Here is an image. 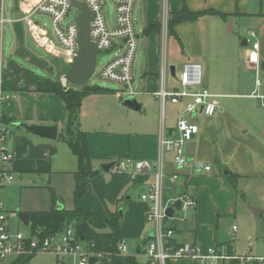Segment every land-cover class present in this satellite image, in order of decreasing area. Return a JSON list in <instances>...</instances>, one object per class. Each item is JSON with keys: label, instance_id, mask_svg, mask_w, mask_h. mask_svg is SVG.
I'll use <instances>...</instances> for the list:
<instances>
[{"label": "crops", "instance_id": "0c3cea01", "mask_svg": "<svg viewBox=\"0 0 264 264\" xmlns=\"http://www.w3.org/2000/svg\"><path fill=\"white\" fill-rule=\"evenodd\" d=\"M35 2L36 0H0V17L4 16L8 20L0 26V86L7 97L1 114L9 134L7 145L15 153L12 169L14 175L18 174L20 179L26 174L35 173L41 176L51 172L56 161L62 164L58 157L57 144L48 142L50 140L47 138H30V132L18 123L57 124L59 129L63 126L64 100L54 93L44 92V89L47 78L60 79L63 85H67L64 75L71 66L63 54L53 53L41 45L23 19ZM136 3L134 17L139 48L136 55L138 64L135 68V81L138 86L134 83V89L140 94L137 100L141 103L142 110L135 111L125 107L122 104L125 99L123 92L117 91L116 97L120 99L121 105L133 113L127 114L129 112L120 110L129 119L115 124L109 122L105 126L106 131L98 126L93 131L81 129L87 133L93 169L99 172L89 181L88 190L95 188L100 198L105 195L111 204L101 217L85 209V197L81 200V206L99 223L105 222L108 211L118 212L126 245V252L122 255L125 262L128 264L131 257L141 264L148 262L144 252L153 235V226L149 225L146 217L151 203L142 201L141 194L150 187L152 178L127 183L126 177H120V184L110 191L104 187L99 190L97 182L110 172L105 171L102 165L121 157L148 160L153 166H157L161 150L160 140L169 135L170 130L176 126L182 103L173 104L167 101L163 111V106L154 96V92L162 85L163 72L166 87L171 90L178 86V82L169 83L168 76L177 78L179 70L185 64L198 63L203 69V85L218 95L219 108L212 116L202 113L196 116L200 131L186 144L189 164L177 168L173 162V154L164 153L167 176L163 199L168 204L179 194L188 193L197 200L196 210L187 215L176 213L177 217L184 216L183 219L168 220V224L175 231L174 240L177 243L192 242L203 248L217 246L225 252L234 253L222 241L219 225L228 215L237 213L240 180L264 181V12L259 9L264 5V0H186L191 10L214 9L228 14V17L212 14L195 21H182L175 26L180 41L169 33L168 19L171 12L182 8L184 0H137L135 7ZM37 16L39 15H33L32 20L45 24L50 37L48 24L39 22ZM206 21H209L208 25H205ZM150 27L155 29L148 31ZM251 30L256 32L255 37L250 35ZM219 39H223L225 47H219ZM255 42L259 43L258 64L249 60V51ZM39 50L52 58L48 59ZM112 51L114 55L116 51ZM172 65L175 66V75L171 72ZM60 67L65 70L60 72ZM125 94L126 97L129 96L127 92ZM168 104L173 105L175 112V117L169 123L166 120ZM68 149L69 152H66L62 148L65 165L68 167L62 166L58 170L70 176L73 197L74 172L78 168V160L71 149ZM195 161H202L211 166V169L198 170L194 165ZM175 173L179 175V179L172 182L170 176ZM136 186L138 195L134 200ZM2 193L4 200L5 193ZM53 205L54 202L45 210L29 207L25 212L32 215L37 211H49ZM65 205L56 203L57 207L66 208ZM72 208L69 206L68 209ZM5 211L9 216L11 229L15 232L21 231L19 226L12 225L9 212L6 209ZM20 213L19 223L31 224V217L29 223L25 224L20 219ZM97 230L108 232L110 229ZM131 239L135 241V245L129 251L126 240ZM17 257L10 256L0 261V264H13ZM71 263V257L55 256L50 261H43L32 256L25 264ZM97 263L102 264L100 258L94 264ZM170 264L198 263L179 259Z\"/></svg>", "mask_w": 264, "mask_h": 264}, {"label": "built area", "instance_id": "2783aa9c", "mask_svg": "<svg viewBox=\"0 0 264 264\" xmlns=\"http://www.w3.org/2000/svg\"><path fill=\"white\" fill-rule=\"evenodd\" d=\"M85 2L93 18L91 21V38L100 51L116 53L100 69V76L109 81L121 84L129 96L136 95L134 89L133 65L139 48V38L135 27L134 8L136 0H111L114 6L113 17L110 18L105 11L106 0H80ZM75 7L71 0H36L23 19L32 31L36 40L53 53L63 54L67 63L73 64L78 53L79 26L78 17L68 23L65 22L70 9ZM47 15L51 23V36L45 24H38L32 20L33 15ZM8 21L0 17V26ZM250 35L255 37L256 32L251 30ZM249 60L252 63L260 62L259 43H253L249 51ZM178 86L168 90L164 72L163 81L154 96L160 100L163 111L167 101L173 104L182 103L176 126L169 135L160 140V155L157 166L148 160H134L132 158H119L114 162L112 170L115 173L126 174L132 178L150 179V187L142 192L141 199L150 202L147 211V221L153 224V235L145 248L148 262L144 264H170L174 260L190 259L198 264H264V256L249 254L237 255L228 253L210 246L203 248L197 243H177L174 240V229L168 220L177 217V212L184 215L196 210L197 200L188 193H181L167 204L163 199L165 178L164 153L173 154V162L177 168L189 164L190 159L186 153V144L200 131L196 122L199 113L205 116L214 115L219 108L218 95L212 93L203 85V69L198 63L185 64L178 75ZM259 82V81H258ZM1 84V83H0ZM7 97L0 86V261L19 255H34L37 253L53 254L59 258L71 257V264H90L91 256H98L91 252L80 238L73 226H66L52 235L42 238L38 235L25 234L13 231L3 200V188L15 179L12 163L15 153L7 145L8 129L2 121L1 109ZM198 170L209 171L211 166L202 161H195ZM179 179L177 173L170 176L175 182ZM178 199L181 200L180 210H175L174 216L167 215V209ZM236 227H234L235 229ZM119 255L126 252V245L122 241L119 245Z\"/></svg>", "mask_w": 264, "mask_h": 264}, {"label": "rangeland", "instance_id": "374dc122", "mask_svg": "<svg viewBox=\"0 0 264 264\" xmlns=\"http://www.w3.org/2000/svg\"><path fill=\"white\" fill-rule=\"evenodd\" d=\"M106 1L107 5L105 7V11L107 12V15L112 18L114 12L113 3L111 0ZM135 8L137 9V3ZM259 9L264 12V5ZM81 13V9L73 7L72 9H70L69 15L67 16L65 22L68 23L70 21L75 20L78 16L81 15ZM37 19L39 22H46L48 24V28H51L50 18L47 15L41 14L37 16ZM206 22L207 23H205V25H208L209 21ZM206 30V39L208 41V26ZM230 42L231 41H228V43ZM218 44L219 47H225V42L223 41V39L222 41L221 39H219ZM39 51L44 54L48 59L52 58L50 55H47L42 50ZM113 53V51H100L97 55L96 71L88 81L87 85L91 87H105L108 88V91L104 93L88 95L86 96V99L84 98V108L80 113V126L83 130L93 131L92 129L98 126L102 131H106L105 126L108 125L109 122L115 124L116 122H120L121 120L129 119L127 118V116L121 113L120 110H125L124 112H129L127 114H133L131 113L132 111L125 109L121 105L118 96L116 97V95L118 94L117 91H121L123 92V97L126 98V91L124 90L123 86L117 82L105 80L100 76V69L104 66L106 61L112 58ZM57 63L59 65V62ZM23 64L24 66L28 67L26 63ZM137 64L138 59L135 58L133 65L134 76L136 75L135 68ZM61 70L63 71L65 70V68L60 69V72ZM39 74L45 75L42 72H40ZM167 80L169 83L178 82L177 78L171 76H168ZM136 82L137 81H135L134 83L138 86ZM66 84L68 87L78 86L70 83L69 81H66ZM63 86L65 87V85ZM135 97H140L139 92H136ZM166 115V120L168 123L173 120V118L175 117L173 105L168 104L166 109ZM63 127L64 126L60 127V133L62 132ZM132 133H134L133 130ZM30 138L38 139L43 137L30 133ZM48 142H52L58 145V157L60 158L59 160H62V164H59V162L56 161V164H54L52 171L47 172L46 174H42L41 176H38L33 173L23 175L20 179L19 175L15 174L16 180H13L11 183L7 184L2 190V192L5 193L4 208L9 212V215L12 219V225L17 227L19 226L21 231H23L25 234H31L32 225H24L22 223L20 224L19 213L25 212L26 209H28L29 207H33L32 209L45 210L50 207V204L52 202H54L55 205L56 203H65V209H68L69 206L74 207V201L72 197V181L70 179V176L61 173L58 170L60 169L59 167L62 166L68 167L65 165L66 161L64 160L62 148H64L66 152H69V147L60 136ZM120 177H126L127 183L139 179L137 177L132 178V176L130 175L115 173L110 170L109 173H106L104 179H100V181L97 182V186L99 190L101 189V187H104L106 189L108 188V190L110 191L120 184ZM118 178H120L119 181ZM238 187L240 188V193L238 195L239 199L236 204L237 213H235V215H228V217H226V219L221 222V224L219 225V234H221L220 236L222 237V241H225L226 244L229 245L228 247L233 250V252L237 255L249 254L253 256H264V181L240 180ZM52 188L54 191L52 190ZM137 188L138 186L134 188V200L137 199ZM98 194L99 192H97L95 188H89L88 192L86 193L83 205L85 209H88L91 212L95 213L96 216H100L103 212L109 209L111 205L105 195L101 196L100 198V195ZM251 206L257 207L261 210L263 209V212L260 215H256L252 210ZM121 207L122 205L120 204L119 208ZM177 213L180 214L181 212ZM148 223L149 225L151 224L153 226L151 222L148 221ZM234 225L236 226L235 229L233 227ZM126 243L128 250L131 251V248H134L135 241H133V239L126 240ZM33 256L38 257L43 261H50L55 257V255L53 254L44 253H37Z\"/></svg>", "mask_w": 264, "mask_h": 264}, {"label": "trees", "instance_id": "16d2710c", "mask_svg": "<svg viewBox=\"0 0 264 264\" xmlns=\"http://www.w3.org/2000/svg\"><path fill=\"white\" fill-rule=\"evenodd\" d=\"M220 15L227 18L228 14L206 9L201 11L191 10L186 0L180 10L171 12L168 19V30L171 35L180 37L175 31V26L182 21H195L205 15ZM155 27L147 30L152 31ZM70 70V67L67 71ZM108 88L87 84L81 87L63 86L60 79H46L44 92L54 93L65 102V116L63 118V130L60 137L67 142L72 153L77 157L78 168L74 172L75 188L73 192L74 207L72 209L58 208L55 203L49 211H37L31 215L32 235L45 238L66 226H73L86 247L93 253L99 255L102 264H127L122 255H119V245L123 241L121 231V217L118 212L108 211V218L104 223H99L92 214L86 213L81 200L88 191L89 181L99 173L94 170L91 163L87 133L80 128V113L83 100L86 96L104 93ZM230 177H233L230 175ZM109 228L108 232H100L97 229ZM33 255H19L13 264H25ZM128 264H141L136 258L131 257Z\"/></svg>", "mask_w": 264, "mask_h": 264}, {"label": "water", "instance_id": "95a60500", "mask_svg": "<svg viewBox=\"0 0 264 264\" xmlns=\"http://www.w3.org/2000/svg\"><path fill=\"white\" fill-rule=\"evenodd\" d=\"M73 5L81 9L82 13L77 19L79 26V35H78V53L75 58V61L71 65L68 73L64 75V80L69 81L70 83L78 86H84L88 83L90 78L96 71L97 66V55L100 52L96 43L91 38V21L93 18V13L89 6L80 0H71ZM171 72L175 75V66H171ZM67 89L68 86L65 85ZM122 104L135 111H141L142 105L133 95L126 97ZM18 125L24 127L30 133L47 138V139H56L59 135V127L57 124H28L24 122L18 123ZM114 162L106 163L102 165V168L109 172L112 168ZM229 171V170H228ZM58 208H63L58 206ZM181 200L178 199L173 205L169 206L167 209V215L173 217L175 210H180ZM252 210L256 215L261 214V209L251 206ZM31 215L26 212L20 213V219L28 224L30 221ZM99 260L98 256L90 257V264H94Z\"/></svg>", "mask_w": 264, "mask_h": 264}]
</instances>
